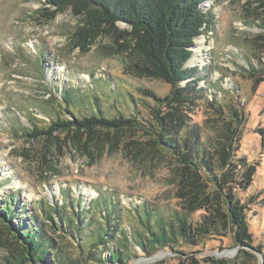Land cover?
<instances>
[{"label":"rangeland","instance_id":"374dc122","mask_svg":"<svg viewBox=\"0 0 264 264\" xmlns=\"http://www.w3.org/2000/svg\"><path fill=\"white\" fill-rule=\"evenodd\" d=\"M200 7L202 12H211L213 25L204 28L190 47L187 64L197 69L202 91L188 113L186 126L207 147V140L216 138L219 126L229 118L218 109H230L238 116L233 123L232 160L245 162L254 171L244 187L234 177L224 190L229 187L243 206L247 222L244 246L237 245L228 226L203 236L195 233L193 226L208 211L184 209L177 194L173 158H151L134 152L133 143L124 145L140 139V132L126 131L118 139L97 141L87 134L72 138L54 133L49 141L25 134L32 127H46L49 117L71 118L67 110L77 114L84 106V114H90L87 109L96 110L93 98L108 116L136 111L138 118L152 123L149 106L153 101L139 89L165 97L172 86L131 71L125 65L131 59L129 54L104 49L111 39L103 35L87 51L74 47L72 32L81 19L69 7L47 19L45 9H54L48 0H0V200L8 191L15 194L25 208L21 216L29 221L32 215L33 225L40 219L46 222L44 229L56 242L53 246L64 253L75 257L78 250L67 234L51 230L53 225L63 226L60 217H68L72 226L89 219L88 234L105 220L99 206L95 209L93 204L110 201L114 205L110 218L116 219L115 232H109L112 244L118 230L128 234L142 230L136 217L143 213L141 209L167 222L174 213H183L193 227L192 239L198 240L175 239L172 249L153 248L150 256L133 244L123 257L125 264H212L210 259H220L222 264H264V78L257 79L248 71V64H264L256 45L257 37L264 33L260 27L264 0H205ZM70 88L67 100L59 97ZM228 167L235 174L230 165L214 172L221 177ZM70 200L73 206L67 203ZM51 208L57 209L51 221L35 215ZM76 210L86 213L79 212L77 218ZM5 241L10 242L0 234V264L8 255Z\"/></svg>","mask_w":264,"mask_h":264},{"label":"trees","instance_id":"16d2710c","mask_svg":"<svg viewBox=\"0 0 264 264\" xmlns=\"http://www.w3.org/2000/svg\"><path fill=\"white\" fill-rule=\"evenodd\" d=\"M204 1L48 0L54 9L51 11L45 9L47 19L53 18L56 13L67 7L74 16L80 17L81 24L72 32L74 47L87 51L98 35L108 37L111 44L104 46V49L127 52L131 59H127L125 65L131 71L139 76L162 79L172 88L165 97L157 96L150 90L139 89L143 96L153 101L154 105L149 106L152 123L138 118L136 111L125 115L119 113L117 117L108 116L102 112L97 98H93L96 110L86 108L90 114H84V106L81 113L78 109L77 114L67 110L71 118L49 117L50 121L46 127H32L25 134L30 138L45 141L53 138L54 133L72 138L87 134L95 140L96 138L107 140L110 137L118 139L126 131L140 132V139H131L124 145L133 143L134 152L148 154L151 158L157 156L173 158L176 164L174 176L178 181L177 194L183 199L184 209L208 211V215H201L200 220L193 226L195 233L203 236L228 226L234 233L233 239L237 245L244 246L247 245L243 242L247 237V222L242 211L243 206L237 194L229 191V187L224 190V185L234 181V177L237 185L244 187L254 171L251 165L239 162L238 159L232 160L230 150L236 132L233 123L237 121L238 116L230 109H218V113L224 111L229 118L219 126L216 138L207 140V147L200 143L196 133L186 126L188 113L202 91V88L198 87L200 76L196 75L197 69L187 64L192 55L190 47L193 39L200 35L204 28L209 29L213 25L211 12L201 11L200 4ZM118 25L123 27L120 28ZM260 27L264 28V22ZM257 39L261 41L258 40L256 45L264 59V33ZM248 65L251 75L257 76V79L264 78V64ZM71 92L72 88L66 89L59 97L67 100L66 95ZM130 100L135 110L132 96ZM43 147V152H46L45 144ZM209 148L212 150L209 151ZM214 158L215 162L212 161ZM225 165L236 169L235 174L230 173L228 167L227 172L222 173L221 177L217 176L214 170ZM20 203L16 195L10 191L0 200V222L3 227V229L0 227V234L5 238L11 235L15 241L9 243L5 241L8 255L4 257L3 264H125L123 257H127L126 252L130 251L133 244L137 245L143 254L150 256L153 248L172 249L175 239L190 243L198 241L192 239L193 227L183 213H174L172 221L167 222L149 210L141 209L143 213H138L136 217L142 230L130 234L118 230L112 244L110 240L113 236L111 237L109 232H115L112 228L116 219L110 218L114 205L110 201L102 204L95 202L93 208L97 209L99 206L105 220L100 226L92 227L88 234L85 231L89 227V219L84 224L83 220H79L72 226L73 223L68 217H60L63 226L50 224L53 225L51 230L63 232L75 241L78 253L73 257L53 246L56 242L47 235L44 229L46 222L40 219L39 224L33 225L31 222L35 218L32 215L29 216V221L25 216H21L25 208ZM67 203L73 206L74 201L70 200ZM51 209L42 213L37 212L35 215L39 217L44 215L47 221H51L54 213L57 214L56 208ZM79 212L83 214L82 212L86 213V210ZM79 212L78 210L74 212L77 218ZM50 226L48 225L49 228ZM51 249L54 252L50 255ZM104 250L107 253H104ZM256 250L260 251L258 248ZM210 261L212 264L223 262L220 259Z\"/></svg>","mask_w":264,"mask_h":264},{"label":"water","instance_id":"95a60500","mask_svg":"<svg viewBox=\"0 0 264 264\" xmlns=\"http://www.w3.org/2000/svg\"><path fill=\"white\" fill-rule=\"evenodd\" d=\"M0 227L3 229V227H2V223L0 222ZM8 239H9V241H11V242H15L14 241V238L11 236V235H8Z\"/></svg>","mask_w":264,"mask_h":264}]
</instances>
